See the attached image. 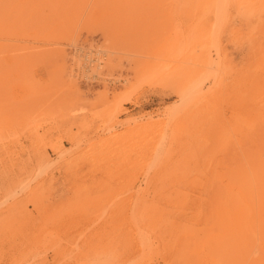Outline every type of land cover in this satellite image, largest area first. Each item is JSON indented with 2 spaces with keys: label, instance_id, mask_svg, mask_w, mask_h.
<instances>
[{
  "label": "rangeland",
  "instance_id": "obj_1",
  "mask_svg": "<svg viewBox=\"0 0 264 264\" xmlns=\"http://www.w3.org/2000/svg\"><path fill=\"white\" fill-rule=\"evenodd\" d=\"M0 264H264V0H0Z\"/></svg>",
  "mask_w": 264,
  "mask_h": 264
},
{
  "label": "bare ground",
  "instance_id": "obj_2",
  "mask_svg": "<svg viewBox=\"0 0 264 264\" xmlns=\"http://www.w3.org/2000/svg\"><path fill=\"white\" fill-rule=\"evenodd\" d=\"M219 1H221V2H223V1H227V0H215V2L216 3H218ZM213 63V61L211 60V58H210V56L207 54V55H205V56H203L202 57V64L203 65H205V66H209V65H211ZM193 88V87H192ZM200 91H201V87H199L197 90H196V93L197 94H199L200 93ZM243 187V186H242ZM245 192V191H244ZM235 198H237V197H234V199ZM224 199V198H223ZM228 199V198H227ZM227 199H225L226 201H227ZM233 199V198H232ZM233 199V200H234ZM224 200V201H225ZM232 200V201H233ZM228 202H230L231 204H232V202H231V199L228 201ZM234 202V201H233ZM225 203V202H224ZM231 204H229V206L231 205ZM224 205V204H223ZM232 206V205H231ZM225 209H226V207H225ZM230 211V210H229ZM233 210H231V212H232ZM226 213H227V210L225 211ZM225 214V213H224Z\"/></svg>",
  "mask_w": 264,
  "mask_h": 264
}]
</instances>
